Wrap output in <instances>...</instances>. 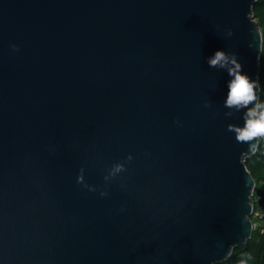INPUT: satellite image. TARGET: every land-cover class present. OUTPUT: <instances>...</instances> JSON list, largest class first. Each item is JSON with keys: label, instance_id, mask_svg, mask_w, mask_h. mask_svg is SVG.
Segmentation results:
<instances>
[{"label": "water", "instance_id": "water-1", "mask_svg": "<svg viewBox=\"0 0 264 264\" xmlns=\"http://www.w3.org/2000/svg\"><path fill=\"white\" fill-rule=\"evenodd\" d=\"M258 3L0 0V264H223L252 239L260 142L207 59L260 98Z\"/></svg>", "mask_w": 264, "mask_h": 264}, {"label": "clouds", "instance_id": "clouds-1", "mask_svg": "<svg viewBox=\"0 0 264 264\" xmlns=\"http://www.w3.org/2000/svg\"><path fill=\"white\" fill-rule=\"evenodd\" d=\"M209 67H225L229 64L234 67H228L229 80L227 81V95L224 106L243 110L244 124L242 127L231 128L235 132L237 141H252L259 138V142L264 144V99H258L256 89L258 81L252 80L243 74L241 65L235 57H229L223 50H217L207 59ZM251 105V107H249ZM255 149L256 145H252Z\"/></svg>", "mask_w": 264, "mask_h": 264}, {"label": "trees", "instance_id": "trees-1", "mask_svg": "<svg viewBox=\"0 0 264 264\" xmlns=\"http://www.w3.org/2000/svg\"><path fill=\"white\" fill-rule=\"evenodd\" d=\"M254 15L263 35L259 99H264V0H259ZM247 168L256 182L254 213L264 211V144L260 143L257 153L248 159ZM257 197L261 199L257 201ZM252 221L254 224L252 239L245 246H239L232 258L223 264H264V224L255 217Z\"/></svg>", "mask_w": 264, "mask_h": 264}, {"label": "built area", "instance_id": "built-area-1", "mask_svg": "<svg viewBox=\"0 0 264 264\" xmlns=\"http://www.w3.org/2000/svg\"><path fill=\"white\" fill-rule=\"evenodd\" d=\"M253 199H254V195H253ZM260 199H261L260 197H257L256 200L258 201ZM253 217H255L256 219H258L260 222L264 224V211H258L256 213L253 212Z\"/></svg>", "mask_w": 264, "mask_h": 264}]
</instances>
